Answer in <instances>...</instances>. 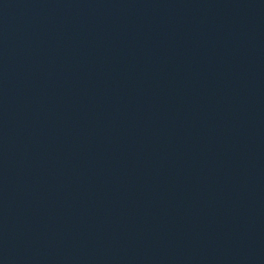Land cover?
I'll list each match as a JSON object with an SVG mask.
<instances>
[{
	"label": "water",
	"instance_id": "1",
	"mask_svg": "<svg viewBox=\"0 0 264 264\" xmlns=\"http://www.w3.org/2000/svg\"><path fill=\"white\" fill-rule=\"evenodd\" d=\"M0 84L264 149V0H0Z\"/></svg>",
	"mask_w": 264,
	"mask_h": 264
}]
</instances>
